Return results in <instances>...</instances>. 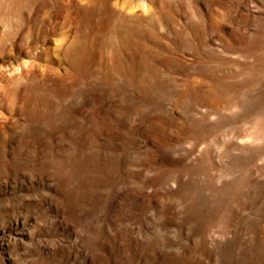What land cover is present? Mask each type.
<instances>
[{"label": "rangeland", "instance_id": "obj_1", "mask_svg": "<svg viewBox=\"0 0 264 264\" xmlns=\"http://www.w3.org/2000/svg\"><path fill=\"white\" fill-rule=\"evenodd\" d=\"M0 264H264V0H0Z\"/></svg>", "mask_w": 264, "mask_h": 264}]
</instances>
